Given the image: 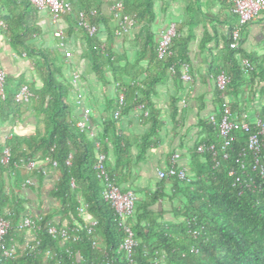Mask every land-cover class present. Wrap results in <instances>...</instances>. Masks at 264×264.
I'll return each instance as SVG.
<instances>
[{
  "label": "trees",
  "instance_id": "1",
  "mask_svg": "<svg viewBox=\"0 0 264 264\" xmlns=\"http://www.w3.org/2000/svg\"><path fill=\"white\" fill-rule=\"evenodd\" d=\"M66 1L71 4V11L60 17L67 22L64 36L69 37L74 28L78 29L80 13L91 24L96 25L97 32L94 36L84 34L82 56L90 61V67L97 78L103 79L105 70L111 72L112 81L118 83L116 97L119 92L124 96L125 107L122 111L142 105L146 112L150 130L142 137L139 149L143 153L151 145L150 139L159 123L158 112L151 97L159 83L166 79L173 82L179 80L180 65L188 60L186 41L175 36L170 46L171 54L164 59H158L157 38L151 30L154 20L153 0H122L124 12L134 16L137 27L135 34L130 32L121 38L122 42L124 38L130 39L132 46L137 48L135 54L138 55L132 72L124 56L116 55L112 50L114 30L117 29L110 11L113 0ZM0 2L5 9L4 17L1 18L4 26H0L3 28V35L11 50L17 55L24 53L25 58L34 64L33 74L40 80V86L36 87L35 83L26 82L21 77L5 78L6 95L4 100H0V121L7 123L16 120L23 103H15L13 97L20 86L26 85L33 94L28 103L31 104L34 116L39 119L40 128L25 136L11 133L0 144V153L3 147L10 151L9 164H0V208L5 207L10 200L12 203L8 215L1 210L0 215L11 221L20 219V200L17 196L8 197L5 194V188L10 183V174L14 175L12 182L15 190L19 189V162L29 159L34 160L37 165H43L46 161L45 165L51 167L57 175L48 196L57 203L58 209L43 216L42 222L50 221L53 224L52 216L60 213L67 214L81 224L76 214L82 201L87 215L96 221L93 235L103 245L101 249L92 247L91 235L87 236L85 233L75 243L53 240L45 233H38V249L41 250L39 254L24 255L16 252L12 259L0 256V264H55L56 260H60L62 264H129L123 253L118 251L124 235L117 225L113 210L101 198L102 184L96 178L93 167L97 155L104 154L107 173L121 191H126L121 188V183L127 181L126 174L118 171L119 167H127V162L123 161L126 145L114 126V101L110 100L106 105L108 117L95 135L98 145L96 147V143L88 136L89 116L82 130L70 119L68 93L71 89L67 86L66 79L60 77L62 66L50 61L47 51L35 43V39L41 35L37 10L28 0ZM101 33L105 36L102 37ZM225 49L227 59L219 71L223 70L230 77L227 91L239 93L244 82H249L255 74L251 72L247 77L240 72L237 53L228 48V38ZM143 59L156 65V75H146L140 82H136V77L140 74L136 66ZM121 60L125 64L123 67ZM170 66L174 68L172 74L168 71ZM124 76L128 78L127 82H123ZM261 78L264 82V77ZM258 90L264 95L262 86ZM73 92L77 96L79 91L75 89ZM216 98L219 103L217 92ZM175 102L173 98L169 102L170 117L173 120L177 114ZM206 126L210 135L216 134L210 124ZM253 132L255 128L250 126L248 131L235 133L227 159H223L221 153L214 159L209 152L198 155L197 158L204 164L194 175L187 173L190 183L176 179L167 180L174 191L173 197L177 198L179 194V206L173 210L177 222L164 225L153 219V213L147 208L169 195L161 192L163 187L147 201L137 200L132 215L126 219L138 242L134 264H264V181L257 190H244L233 185L232 178L228 175L229 169L235 165L237 154L245 145L247 136ZM212 135H206L205 141L200 142L217 144L218 140L213 139ZM107 138L111 139L114 150L115 163L112 169L107 161L104 142ZM52 161L55 166L50 165ZM177 165L180 166L178 163ZM118 174L122 175L117 180L115 176ZM188 225L200 229L197 238L187 234ZM10 235L11 230L4 238V248ZM191 246L197 249V254L190 252ZM46 249L56 256L44 258L43 251ZM66 250L74 253V256L69 257ZM77 252L82 256V261L75 257Z\"/></svg>",
  "mask_w": 264,
  "mask_h": 264
},
{
  "label": "crops",
  "instance_id": "2",
  "mask_svg": "<svg viewBox=\"0 0 264 264\" xmlns=\"http://www.w3.org/2000/svg\"><path fill=\"white\" fill-rule=\"evenodd\" d=\"M230 6V0H153L154 20L151 30L158 38L170 20L176 23V37L187 43L188 60L182 64L188 65L192 80L183 82L179 79L173 82L166 79L156 86L151 100L158 112V129L150 139L151 145L143 153H140L139 149L142 145V137L150 130L143 108L132 107L124 110L119 118L114 120L115 129L126 145V156L123 161L127 162V167H119L118 171L126 174L127 181L121 183V188L133 191L137 202V200L147 201L153 193L163 187L161 192L169 195L147 208L153 213V219L164 225L178 221L173 216V210L179 206V194L174 198V191L169 182L159 179L157 173L168 166L171 156L175 153L179 155L178 164L184 167L189 175H194V172L196 173L204 164L197 158L199 154L196 153L195 147L200 141H205L206 135L208 137L212 135L208 133L206 118L210 114H217L218 110L214 77L227 59L226 40L230 28L236 23V17L231 13ZM4 12L5 9L0 2V20L4 17ZM38 25L41 35L35 39V43L47 51L50 61L62 66L60 77L66 79V84L71 89L68 93L70 119L76 125L81 121L84 109H89L88 136L97 143L95 135L101 129L102 122L108 117L106 105L108 101L115 100L118 83L112 81L109 70H105L103 79L95 76L88 59L82 56L84 34L81 32L83 34L81 35L77 28H74L71 36L65 37L64 47H59L53 32L59 28L64 33L67 28L64 18L51 24L48 13L38 12ZM2 29L0 27V67L6 77L8 79L21 77L26 82H33L39 87L40 80H37L33 74L34 64L25 58L24 53L17 55L11 50ZM133 29L131 33L134 34L137 28L135 31ZM101 36L105 35L101 33ZM114 41L115 49L118 50L117 55L124 56L127 61L131 59L133 66L138 54H135L134 49L128 54L121 39ZM65 50L70 51L68 58L63 55ZM234 51L238 59L247 58L251 62L252 73L255 76L249 82H244L239 93L228 92V100L234 113L243 111L248 122L252 124L258 107L264 103V95L258 90L260 86L264 89L261 78L264 77V14H259L242 28L240 44ZM121 65L125 66L122 60ZM72 69L80 73L81 100L74 95L75 89L70 82ZM136 70L140 71L136 82H140L146 75L155 76L157 68L152 62L148 63L143 59L137 63ZM122 80L127 82L128 78L124 76ZM257 84L260 86L257 87ZM171 98L176 100L177 107L174 120L170 117ZM30 105L27 103L20 107L16 120L7 123L0 121V144L11 133L25 136L33 134L37 128H40L39 119L34 116ZM212 136L213 139L218 140L216 134ZM104 142L107 148V161L112 169L115 163L112 141L107 138ZM44 167L47 169L45 175L37 172L27 173L24 169L18 168V191L15 190L12 182L14 175L10 174V183L5 188V194L8 197L17 196L20 200V218L43 217L58 209L57 203L48 196L57 180V175L51 167L46 165ZM121 175L118 174L115 178L118 180ZM28 177L31 178L32 183L25 185L24 181ZM11 204L10 200L5 207L0 208L6 216ZM76 215L82 226L93 220L87 215L82 201ZM51 221L61 227L81 225L67 214L60 213L54 214ZM34 238L35 235L30 230L11 231L6 248L14 253H21L25 244ZM97 247L101 249L102 243L98 242Z\"/></svg>",
  "mask_w": 264,
  "mask_h": 264
},
{
  "label": "built area",
  "instance_id": "3",
  "mask_svg": "<svg viewBox=\"0 0 264 264\" xmlns=\"http://www.w3.org/2000/svg\"><path fill=\"white\" fill-rule=\"evenodd\" d=\"M31 5L38 12H46L49 14L51 24L56 23L62 15H66L71 11V4L66 0H28ZM230 11L236 17V23L230 28L228 33V48L237 50L241 41L242 28L249 22L253 21L259 14H264V0H230ZM112 20L116 23L117 29L114 30V38L121 39L124 35L130 33L135 26L134 16L124 12L122 0H113L110 6ZM0 26L4 24L0 20ZM78 30L82 31L87 36H94L97 32V27L91 24L85 16L80 13L77 21ZM53 36L57 38L59 47L63 48L65 44V36L61 29L56 28ZM176 36V23L169 21L163 31L157 38L156 56L158 59H164L171 54L170 46L172 39ZM65 58L70 56V51L65 50L63 53ZM239 70L247 76L253 71L251 62L247 58L239 59ZM170 74L174 73L173 66L168 68ZM5 78L6 75L0 67V100L5 99ZM71 85L74 89L78 90L77 99L82 97L79 89L80 73L76 69H72L70 73ZM179 79L183 82H190L192 80L189 74L187 64L180 65ZM230 77L222 70L219 71L214 77L215 88L219 99L217 114H210L206 118V122L210 124L216 131L218 143H199L195 147L196 153L202 154L209 152L213 159L217 154L221 153L223 159L229 156V150L235 140V133L238 131H248L250 123L247 120L246 114L241 111L238 114L234 113L232 106L228 100L227 87ZM33 97V94L26 85H22L14 94L13 100L17 104H26ZM115 108L113 117L116 119L124 106V96L122 92L117 94L115 100ZM141 107V106H140ZM89 109L85 108L83 111V120L76 124L80 130L84 129L88 119ZM252 126L255 132L250 133L246 140L244 147L239 151L235 158V165L228 171V175L232 178V184L244 190H257L260 188L264 181V108L258 107ZM97 147V143L95 144ZM219 148V150H218ZM178 154L175 153L171 156L168 166L158 171L159 179L169 180L176 179L185 183H190L187 178V172L184 167L177 165ZM47 160V159H46ZM10 161V151L7 147H3L0 153V164L7 166ZM46 162V161H45ZM43 165H37L34 160L20 161L17 165L18 168L24 169L27 173L37 172L45 175L47 169ZM49 162V161H48ZM105 155L99 153L94 163V171L96 178L101 181V198L103 202L113 210L115 219L119 229L123 232V240L118 247V251L122 252L126 261L129 264H134V253L138 242L134 233L127 225L126 219L132 215L136 196L133 191H121L109 174L106 171ZM68 163V160L66 161ZM51 166H55L52 161ZM32 183L31 178L24 181L25 185ZM96 221L92 220L90 223L82 227H57L50 221L42 222V217L31 218L22 217L18 221H11L6 217L0 215V256L12 259L15 253L7 248H4V238L7 233L11 231L20 232L23 230H30L34 233L35 238L29 243H26L21 252L24 255L39 254L40 249L38 233H45L51 239L62 242L70 241L72 243L78 242L82 236L91 235V246L97 247V237L93 235ZM187 234L193 238H197L200 234V229L192 228L190 225L187 227ZM69 257H73L74 253L67 251ZM191 253H196L197 249L193 246L190 247ZM45 258L56 256L51 250L46 249L43 251ZM77 260L82 261V256L77 252L75 253ZM55 264H62L60 260H56Z\"/></svg>",
  "mask_w": 264,
  "mask_h": 264
},
{
  "label": "rangeland",
  "instance_id": "4",
  "mask_svg": "<svg viewBox=\"0 0 264 264\" xmlns=\"http://www.w3.org/2000/svg\"><path fill=\"white\" fill-rule=\"evenodd\" d=\"M136 26V25H135ZM135 28H137V27H134V29H133V31H135L136 29ZM80 33L82 32V31H79ZM83 33V32H82ZM81 33V35H83ZM134 34H135V32H134ZM81 38H82V36H81ZM115 40V39H114ZM124 45H123V47H125L124 48V50L125 51H127L128 52V54L130 53V52H133V49H134V52H136V49L137 48H135V47H133L132 46V42H130V39H126V38H124V40H123V42H122ZM112 50H113V52H115L116 53V51H118L117 49H115V41L113 42V48H112ZM117 55V54H116ZM130 58H131V56H130ZM132 60L131 59H129L128 60V67H130L131 69H132V71H133V66H132V62H131ZM90 62V61H89ZM10 135H8L7 137H9Z\"/></svg>",
  "mask_w": 264,
  "mask_h": 264
},
{
  "label": "clouds",
  "instance_id": "5",
  "mask_svg": "<svg viewBox=\"0 0 264 264\" xmlns=\"http://www.w3.org/2000/svg\"><path fill=\"white\" fill-rule=\"evenodd\" d=\"M135 27V26H134ZM248 76V75H247ZM115 100H116V98H115ZM115 100H114V108H115V106H116V104H115ZM263 105H264V103H263ZM261 106V108H264V106ZM141 106V108H142V105H138V106H135V107H140ZM124 107H125V100H124V106L122 107V109H121V112H120V115H121V113H122V110L124 109ZM114 108H113V110H112V118L114 119V120H117L118 118H119V116L115 119L114 117H113V111H114ZM260 108V107H259ZM144 115H146V112H144ZM250 126H252V124H250ZM216 136H217V134H216ZM218 139V138H217ZM201 143V142H200ZM199 144V143H198ZM197 144V145H198ZM197 154H199V153H197ZM203 154V153H202ZM200 155V154H199ZM4 217V216H3ZM54 225V224H53ZM55 226H57V225H55ZM57 227H61V226H57ZM69 227H72V226H69ZM79 227V226H78ZM80 227H82V226H80ZM98 238H97V243H98ZM193 254H197V252L196 253H193Z\"/></svg>",
  "mask_w": 264,
  "mask_h": 264
}]
</instances>
